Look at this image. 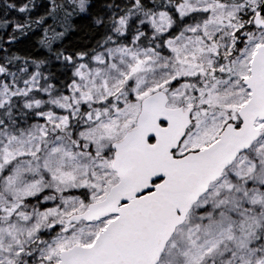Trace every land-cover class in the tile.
I'll list each match as a JSON object with an SVG mask.
<instances>
[{
  "label": "snow or ice",
  "instance_id": "1",
  "mask_svg": "<svg viewBox=\"0 0 264 264\" xmlns=\"http://www.w3.org/2000/svg\"><path fill=\"white\" fill-rule=\"evenodd\" d=\"M0 264H264V0H0Z\"/></svg>",
  "mask_w": 264,
  "mask_h": 264
}]
</instances>
